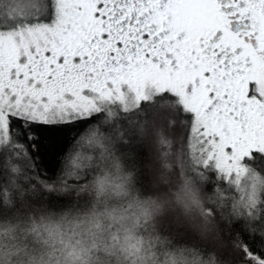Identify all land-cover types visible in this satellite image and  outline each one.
Returning a JSON list of instances; mask_svg holds the SVG:
<instances>
[{
  "label": "snow or ice",
  "instance_id": "6c2138e0",
  "mask_svg": "<svg viewBox=\"0 0 264 264\" xmlns=\"http://www.w3.org/2000/svg\"><path fill=\"white\" fill-rule=\"evenodd\" d=\"M126 126L170 200L122 164ZM69 130L71 151L44 135ZM49 152L51 178L37 165ZM88 192L100 199L84 213L52 210ZM37 196L47 203L33 208ZM7 205L0 264H264V0H0ZM169 205L192 240L157 229ZM217 218L224 252L194 242ZM44 233L58 243L24 247Z\"/></svg>",
  "mask_w": 264,
  "mask_h": 264
},
{
  "label": "trees",
  "instance_id": "16d2710c",
  "mask_svg": "<svg viewBox=\"0 0 264 264\" xmlns=\"http://www.w3.org/2000/svg\"><path fill=\"white\" fill-rule=\"evenodd\" d=\"M148 116H151V114H149ZM143 119V117H142ZM45 136H59L61 137V143L62 144H68V151H71V139L72 136L75 135L74 132H72L71 130L65 132V133H61V134H49V133H45ZM136 138H134L133 140H135ZM47 142V140H46ZM130 143H132V147H133V151L132 153V157L133 158L130 159L129 156V165L132 167L133 164L135 163L136 165L140 166V174L138 176V183L136 185V187L139 189L140 186L142 185L144 189H148L147 186V182L148 180L146 179L145 176V168L143 167L144 165V160L147 157V152L146 150L142 151V147L140 145H137V148L135 147L133 141H131ZM143 153V154H142ZM37 165H38V171L41 175L46 176V177H54L56 175V173H58L59 171V162L57 160V158H55L54 154H52L51 152L47 153L44 155L43 160H40L39 158L37 159ZM187 178L189 181H191V190L198 193L200 195V198L203 200V190L201 189L200 185L195 181V179L191 176V174H188ZM179 177H177L175 175V173H173L172 178H171V184L172 185H176L179 181ZM169 188V192H165L162 191L160 192V190H158L157 192L159 193V196L161 198V200L167 201L170 200L171 197L168 195L170 192H172L174 189L172 187H168ZM149 191H152L150 189H148ZM36 203H32V200H29L28 202L30 204H32L33 208L36 207H40L42 204L47 203V198H41L40 196L34 197L33 198ZM100 197L94 195L92 192H88L87 195H82L80 197L79 200H76L75 198H71L69 200H66L63 204L58 205L55 209L57 212H62V211H69L70 209H75V213H84L86 210L90 209V207L94 206L95 201L99 200ZM49 207L51 208V205H49ZM172 210H177L175 205H169L168 209H167V215H164L163 218L159 221L158 225H157V229L161 232H165L168 233L170 235L173 236L174 239H189L192 240V236L191 234L188 232V230H185L184 228H171L170 227V219H167V216L170 212H172ZM17 211V209H15L12 205H7L4 206L2 208H0V216L5 217V222H7L8 219H11L15 212ZM32 213H29V217H32ZM192 215L196 216L197 215V210L195 208H193L192 210ZM198 219V217H197ZM72 225L71 224H66L62 227V231H68L69 234H71L70 229H71ZM215 227V228H214ZM216 229L219 231V233L225 235L227 238V229L226 227L220 222L219 218H217L216 220H214L212 222V230ZM43 236H46V233L43 234ZM194 242L199 243V244H203V245H207L209 246V242H205V240L202 239H195ZM43 240H37V238L34 236L32 238V240L30 241L29 244L24 245V247L29 248L30 251H36V249H34L32 246L33 245H37L40 244L42 245ZM227 251V248L224 247L223 249H221L220 252H224ZM37 254L38 251H37Z\"/></svg>",
  "mask_w": 264,
  "mask_h": 264
},
{
  "label": "rangeland",
  "instance_id": "374dc122",
  "mask_svg": "<svg viewBox=\"0 0 264 264\" xmlns=\"http://www.w3.org/2000/svg\"><path fill=\"white\" fill-rule=\"evenodd\" d=\"M152 119H153L152 115L147 117V120L149 122H151ZM126 129H127L128 133H129L130 142L133 141L135 147L137 148V145H139V143L137 142L138 133L131 126H126ZM134 138H136V139L133 140ZM118 148H119L120 155L123 158L122 159V164H124L125 166L131 168V166L129 165L128 161H129V158L132 159L133 157H132V155L129 156L127 154L131 153L133 151L132 143H129L127 145H118ZM144 150H146V152H147V157L144 160V163H145L147 161L148 155L150 154V149L142 148V151H144ZM128 156H129V158H128ZM172 175L170 177V180L172 178ZM145 176H146V179L148 180V182H147L148 183L147 184L148 189H150L152 191L160 190V192H162V191L169 192L168 191L169 190V188H168L169 186L164 185V184H160L157 188H153L154 176L148 170L145 171ZM187 178H189L188 175L186 176V179ZM177 211H179V210H174V211L172 210V212H170L168 214V216H167V219H170V227L171 228L173 227L175 229L184 228L185 230H188L187 227L181 226L179 223H177V220H176ZM214 228H213V230L211 232H209L207 234L206 238H204L202 240H205L206 243L209 242L210 243L209 246H215L218 251H221V249L226 247L227 242H228V237L225 238L226 237L225 235H223L222 233L220 234L219 231L214 229ZM140 238L144 239L145 242H147V235L146 234L143 237H140Z\"/></svg>",
  "mask_w": 264,
  "mask_h": 264
},
{
  "label": "clouds",
  "instance_id": "9594fccd",
  "mask_svg": "<svg viewBox=\"0 0 264 264\" xmlns=\"http://www.w3.org/2000/svg\"><path fill=\"white\" fill-rule=\"evenodd\" d=\"M42 240H48L50 243H58V238L53 239L49 234L42 237Z\"/></svg>",
  "mask_w": 264,
  "mask_h": 264
}]
</instances>
